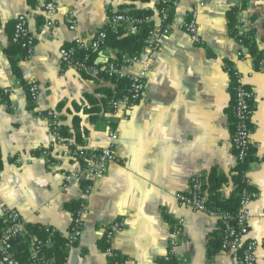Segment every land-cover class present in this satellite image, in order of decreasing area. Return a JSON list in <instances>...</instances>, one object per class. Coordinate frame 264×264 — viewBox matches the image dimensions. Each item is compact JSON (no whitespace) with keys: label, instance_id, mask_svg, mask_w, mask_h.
Here are the masks:
<instances>
[{"label":"crops","instance_id":"0c3cea01","mask_svg":"<svg viewBox=\"0 0 264 264\" xmlns=\"http://www.w3.org/2000/svg\"><path fill=\"white\" fill-rule=\"evenodd\" d=\"M58 6L54 27L47 25L45 4ZM242 0H181L174 10L173 30L161 40L152 58V73L141 101L113 115L103 106L101 88L113 89L106 80L85 78L63 64L60 51L78 39L94 38L110 18L121 11L150 10L154 20L160 0H0V218L8 210L21 214L24 223L52 228L67 237L76 207L87 204L82 235L68 253V264H109L104 229L120 222L123 229L112 248L124 264H240L241 253L215 248L221 236L219 222L206 213L182 206L178 193H187L191 180L206 178L217 170L229 179L237 167L233 147L235 90L232 73L254 72L249 87L255 92L252 120L254 161L247 171L256 192L252 204L249 238L257 243V264H264V71L230 32L229 14ZM203 3L199 15L201 44H195L182 24L191 10ZM72 11L77 27L69 28L66 13ZM26 15L35 38V52L9 54L14 24ZM241 32L253 33L264 58V0H248L238 14ZM239 53L252 59H242ZM113 56L100 53L101 60ZM20 71L16 73L12 61ZM140 71L128 67L129 74ZM40 88L32 101L29 87ZM9 91L14 94L4 95ZM98 102L101 111L89 112ZM55 110L73 133L74 119L81 121L84 139L78 144L100 150L111 144L115 133L117 161L107 173L91 181L74 180L79 164L60 157L53 147L51 124L40 113ZM89 110V111H88ZM75 141L73 137H70ZM76 142V141H75ZM50 152L49 158L44 155ZM253 153V152H252ZM49 160L55 165L49 168ZM232 183L221 189L233 192ZM209 195V191H208ZM77 204L74 210L69 205ZM183 223V235L173 259L165 261L171 232Z\"/></svg>","mask_w":264,"mask_h":264},{"label":"built area","instance_id":"2783aa9c","mask_svg":"<svg viewBox=\"0 0 264 264\" xmlns=\"http://www.w3.org/2000/svg\"><path fill=\"white\" fill-rule=\"evenodd\" d=\"M181 0H160V5L156 10L158 19L154 20V16L146 18H137L131 15L129 11H121L114 14L107 26L106 30L118 32L120 29L129 34H137L144 27L145 23H153L148 37L145 40V48L137 54L132 56L125 55L121 61H114V55L108 60L96 59L93 66L87 65L84 61L78 59V55L82 51H95L101 53L107 38V31L99 32L94 38L78 39L74 44L64 47L60 51V57L63 64L67 67L76 69L79 72L86 71L91 78L99 80H108L113 90L115 84L113 80L127 79L129 85L127 91L121 96L114 91L113 99L110 101V108L113 115H118L124 110H129L137 105L147 88V84L151 78L152 73V58L159 49V44L162 39L171 35L173 30V21L171 19L172 12L179 6ZM205 4L200 3L193 7L189 18L182 24L183 30L189 35L195 44H201V27L199 25V15L201 9ZM58 6L54 1H49L45 4V15L47 25L54 27L57 20ZM66 20L71 30L77 27V21L74 13L68 11L66 13ZM3 26L0 19V28ZM243 34V32H241ZM12 43L20 47L27 56L33 55L35 52V38L29 29V20L26 15L18 17L14 24V32L12 35ZM242 59H252L249 55L239 53ZM131 65H138L140 71L136 74H129L128 67ZM258 71H264V60H262L258 67ZM254 72L244 73L240 70H234L232 73L234 90H235V122L233 125V147L237 159V166L245 162L252 147V120L255 112V92L249 87V81L254 76ZM40 93V88L37 84H32L29 87V94L32 101H37ZM4 95L14 96L12 92L6 91ZM2 96H0V102ZM43 118L47 119L51 124L53 135V147L62 149L60 157L62 159H70L79 164L77 174L66 175L65 187L74 180H88L84 194L90 195L93 191L91 181L103 177L111 164L117 161L115 152V144L118 136L115 133L110 134L111 144L100 150H89L78 145L71 138H66L62 129L64 127V120L61 114L55 110L48 111L43 114ZM44 155L49 158L50 152L47 150ZM55 165L49 160V168L53 170ZM246 184L249 186L250 182L246 174ZM207 179L195 177L191 180L190 188L187 193H178L176 195L179 203L191 210L206 213L214 217L219 222L221 233L220 249L229 253H241L240 264H257V243L249 238L250 223L253 214L252 204L256 198V192L245 189L242 192L239 203L238 212L234 215L231 213H224L213 210L208 205V190ZM87 212L86 202L80 203L79 207L73 214L72 224L66 237L67 243L65 249L69 250L76 245L82 235V228L84 224V215ZM6 228L0 235V264H22L16 259V246L21 243L28 236V230L24 223L21 214L16 210H8L5 215ZM123 229L120 222H114L104 229V240L107 244L105 254L108 258L109 264H122L119 260L118 253L112 248L114 237ZM47 232L54 234L55 230L47 227ZM183 223L175 225L171 232V245L165 261L169 262L173 259L175 250L180 244L183 235ZM33 238V236H32ZM35 239V238H33ZM32 261L27 264H53V261L46 260L39 245L32 242L31 246ZM64 264H68V256Z\"/></svg>","mask_w":264,"mask_h":264},{"label":"trees","instance_id":"16d2710c","mask_svg":"<svg viewBox=\"0 0 264 264\" xmlns=\"http://www.w3.org/2000/svg\"><path fill=\"white\" fill-rule=\"evenodd\" d=\"M248 0H242L241 6L239 8H236L229 14V20H230V32L231 35L241 42L246 49H248L249 53L253 57V60L255 64L259 65V63L264 60L263 56L261 55L260 51L256 48L254 36L253 33H245L241 34L240 25L237 23L238 14L244 10L245 5ZM132 16L137 18H146L148 16H152L153 12L150 10H136L131 9L129 11ZM174 12V11H173ZM172 12V14H173ZM171 19L173 20V17L171 15ZM153 23H145L144 27L141 29V31L137 34H129L126 33L123 29H120L118 32L106 30V26L101 31H107V38L105 40V44L103 47L104 49L111 50L115 60V63H118L117 61H121L122 57L125 55L132 56L134 54L140 53L145 48V40L149 35V32L152 28ZM100 31V32H101ZM17 51L22 52L25 54V51H23L20 47L12 44L11 48L9 50V54H15ZM100 58V53L95 52L92 50L89 51H82L78 55V59L84 61L87 65L93 66L96 59ZM12 66L17 74L20 73L16 60L12 61ZM81 74L85 78H89L90 75L86 71H82ZM107 78H105L106 80ZM108 81V80H106ZM115 84V88L108 89V88H101L98 90L99 93H103L105 96V99L103 101V106L105 108H110V101L113 99L114 91L118 92V95L121 96L127 91L129 81L127 79H120V80H113L112 81ZM1 93V92H0ZM102 105H100L98 102L93 103L92 109H90V113L92 112H100ZM80 124L81 121L78 117L74 119L73 123V130L74 132L71 133L70 129L66 126L63 127L62 133L66 138L73 137L78 144H83L84 139L80 130ZM253 152V153H252ZM254 150H253V144L250 150L249 155L246 157L245 162L239 164L231 178L229 179L226 176L221 175L217 170H214L210 176L208 177V183L206 186V189L209 191L208 195V205L211 209L224 212V213H231L236 214L239 209V203L241 200L242 192L245 189H249L250 191H255L251 185L246 184V174L248 171V168L250 164L254 161ZM2 169V166L0 165V171ZM229 183L233 184L234 190L231 193L229 197H223L221 193V189L224 185H227ZM77 204L69 205L70 210H74ZM77 210V207L74 211ZM6 219L0 218V235L2 234L3 230L6 228ZM26 228L28 230V236L26 237L21 243L17 244L16 246V259L22 263L27 264L32 261V255H31V246L32 242L39 245L40 249L43 252V256H45L46 260L53 261V264H64L66 257L68 256V252L65 249V244L67 243V239L60 235L57 231L54 232L52 235L51 233L47 232L46 228L39 226L38 224H27ZM35 238L33 239L32 238ZM221 244V236L219 239L215 240L213 243V246L217 249L219 248ZM105 247H107V244H105ZM118 253V252H117ZM119 260L122 264L123 260L118 253Z\"/></svg>","mask_w":264,"mask_h":264}]
</instances>
